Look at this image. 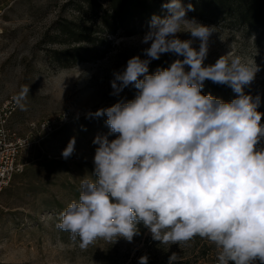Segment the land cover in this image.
I'll list each match as a JSON object with an SVG mask.
<instances>
[{
  "label": "clouds",
  "instance_id": "obj_1",
  "mask_svg": "<svg viewBox=\"0 0 264 264\" xmlns=\"http://www.w3.org/2000/svg\"><path fill=\"white\" fill-rule=\"evenodd\" d=\"M161 7L166 14H153L141 38L150 45L144 58L135 55L112 73L110 95L132 87L134 98L87 114L106 116L109 132L94 137L93 173L81 177L78 200L59 214L56 227L86 249L98 239L131 243L142 222L162 244L207 240L217 264H264V147H258L264 113L260 95L245 93L260 69L226 55L205 65L214 26L188 19L191 3L167 0ZM181 32L199 39V48L180 39ZM168 53L182 59L149 74L150 63ZM206 80L230 87L235 98L203 94ZM28 93L26 86L17 103ZM75 144L70 138L64 159ZM148 259L142 255L138 264ZM168 264H179L177 253Z\"/></svg>",
  "mask_w": 264,
  "mask_h": 264
},
{
  "label": "rangeland",
  "instance_id": "obj_2",
  "mask_svg": "<svg viewBox=\"0 0 264 264\" xmlns=\"http://www.w3.org/2000/svg\"><path fill=\"white\" fill-rule=\"evenodd\" d=\"M100 5L106 9L108 0H0V108L15 99L9 126L27 142L19 158L23 172L0 195V264H138L145 254L148 264H168L173 252L179 264H217V249L207 240L197 236L187 244H162L151 238L142 222L137 225L140 235L131 243L123 238L114 243L98 239L86 249L79 247V238L72 241L69 233L56 227L59 214L78 200L81 177L93 173L94 137L109 132L106 116L90 118L87 114L121 98H134L132 87L119 97L110 95L112 73L123 70L135 55L144 58L142 50L150 46L141 43L149 26L131 36L122 30L102 33ZM187 17L214 26L205 65L226 55L229 60L240 57L248 66L259 67L245 93L259 94L264 106V35L250 33L240 23L200 20L189 12ZM64 26L74 32L82 30V41H75L79 36L73 31L64 33ZM178 35L182 40L193 39L192 46L199 48V39L189 32ZM94 38L99 39V57L78 59L74 48L91 47L88 40ZM177 58L182 59L171 53L161 55L150 63L149 74ZM26 86L28 95L17 103ZM202 92L221 94L208 89ZM72 137L75 152L64 159L62 150Z\"/></svg>",
  "mask_w": 264,
  "mask_h": 264
},
{
  "label": "trees",
  "instance_id": "obj_3",
  "mask_svg": "<svg viewBox=\"0 0 264 264\" xmlns=\"http://www.w3.org/2000/svg\"><path fill=\"white\" fill-rule=\"evenodd\" d=\"M90 1V0H86ZM186 5L191 3L194 11L189 14L200 20L212 22H229L240 23L246 26L250 33H255L259 37L264 35V0H184ZM167 0H108V7L102 9V33L117 34L118 30H122L127 36L133 35L137 30L144 29L149 26V22L153 14L162 15L161 5ZM64 26V33L78 34L75 41H82L81 33L78 30H70ZM75 29V28H74ZM98 38L88 40L91 47L74 48L75 56L78 59L87 56V60L99 57L96 44ZM110 45V42L108 43ZM82 58V59H83ZM64 59H67L64 56ZM203 89L213 92L219 91L220 96H214L224 101H231L236 94L231 92L226 85H218L209 80L204 82ZM258 111L264 113V106L260 104ZM261 123L264 124V117ZM258 147H264V138L261 139Z\"/></svg>",
  "mask_w": 264,
  "mask_h": 264
},
{
  "label": "built area",
  "instance_id": "obj_4",
  "mask_svg": "<svg viewBox=\"0 0 264 264\" xmlns=\"http://www.w3.org/2000/svg\"><path fill=\"white\" fill-rule=\"evenodd\" d=\"M14 106L15 99L11 98L0 108V195L11 184L14 176L24 170V165L19 162V158L22 147L27 142L12 132L9 126ZM48 125L43 123L42 127L49 129Z\"/></svg>",
  "mask_w": 264,
  "mask_h": 264
}]
</instances>
